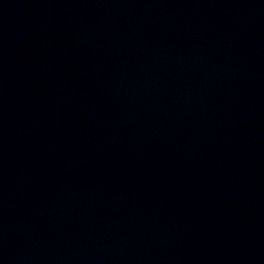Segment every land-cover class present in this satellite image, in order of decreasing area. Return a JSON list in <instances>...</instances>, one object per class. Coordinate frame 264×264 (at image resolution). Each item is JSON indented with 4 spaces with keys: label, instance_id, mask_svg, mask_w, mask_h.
<instances>
[{
    "label": "water",
    "instance_id": "95a60500",
    "mask_svg": "<svg viewBox=\"0 0 264 264\" xmlns=\"http://www.w3.org/2000/svg\"><path fill=\"white\" fill-rule=\"evenodd\" d=\"M0 264H264V0H0Z\"/></svg>",
    "mask_w": 264,
    "mask_h": 264
}]
</instances>
